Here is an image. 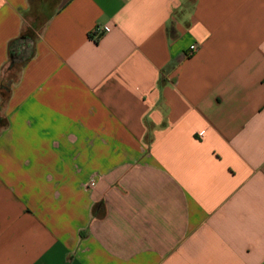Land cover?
Listing matches in <instances>:
<instances>
[{
  "label": "crops",
  "instance_id": "0c3cea01",
  "mask_svg": "<svg viewBox=\"0 0 264 264\" xmlns=\"http://www.w3.org/2000/svg\"><path fill=\"white\" fill-rule=\"evenodd\" d=\"M0 117V264H264V0H0Z\"/></svg>",
  "mask_w": 264,
  "mask_h": 264
},
{
  "label": "trees",
  "instance_id": "16d2710c",
  "mask_svg": "<svg viewBox=\"0 0 264 264\" xmlns=\"http://www.w3.org/2000/svg\"><path fill=\"white\" fill-rule=\"evenodd\" d=\"M32 41V38L31 37H29V36H23L22 38H19L18 40H16V41H14V42H12V44H11V46H10V58H11V61H13L14 60V58L16 57L15 55H17V54H19V55H17V56H21V54H22V51H21V48H22V46H23V44H25L26 43V41ZM27 41V42H28ZM27 45V44H26ZM28 47V46H27ZM33 55V52L30 54V56H28V58H30L31 56ZM11 67H14V64H13V62L11 63V65H10V68ZM3 87V86H2ZM2 120V118L0 117V121ZM101 208V204L96 208V211H97V209L99 210Z\"/></svg>",
  "mask_w": 264,
  "mask_h": 264
},
{
  "label": "built area",
  "instance_id": "2783aa9c",
  "mask_svg": "<svg viewBox=\"0 0 264 264\" xmlns=\"http://www.w3.org/2000/svg\"><path fill=\"white\" fill-rule=\"evenodd\" d=\"M195 50H196V46H192V47L190 48L191 53L194 52ZM188 55L190 56V53H188Z\"/></svg>",
  "mask_w": 264,
  "mask_h": 264
},
{
  "label": "rangeland",
  "instance_id": "374dc122",
  "mask_svg": "<svg viewBox=\"0 0 264 264\" xmlns=\"http://www.w3.org/2000/svg\"><path fill=\"white\" fill-rule=\"evenodd\" d=\"M3 78H7V70L4 72Z\"/></svg>",
  "mask_w": 264,
  "mask_h": 264
}]
</instances>
